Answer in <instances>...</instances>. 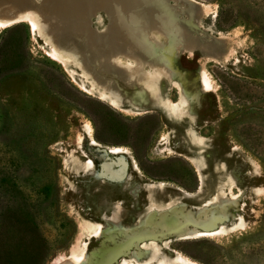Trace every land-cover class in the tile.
I'll return each instance as SVG.
<instances>
[{"label": "rangeland", "instance_id": "374dc122", "mask_svg": "<svg viewBox=\"0 0 264 264\" xmlns=\"http://www.w3.org/2000/svg\"><path fill=\"white\" fill-rule=\"evenodd\" d=\"M36 1L84 35L110 23L108 0ZM195 1L210 8L200 31L231 53L221 62L175 49L174 78L145 79L162 92L153 107L142 85L123 84L114 104L92 71L43 37L34 13L0 26V264H264V0ZM223 196L233 205L209 208L220 216L211 228L199 209ZM175 203L182 212L160 213ZM147 213L153 229L113 223L137 225ZM190 228L205 235L182 239ZM137 232L152 238L116 255ZM150 241L159 247L147 251Z\"/></svg>", "mask_w": 264, "mask_h": 264}, {"label": "bare ground", "instance_id": "6f19581e", "mask_svg": "<svg viewBox=\"0 0 264 264\" xmlns=\"http://www.w3.org/2000/svg\"><path fill=\"white\" fill-rule=\"evenodd\" d=\"M107 2L110 23L100 34H81L75 29L78 25L74 18L56 12L51 3L46 1L38 3L36 0H0V26L14 25L26 20L28 16L24 13L37 15L41 20L40 30L43 37L55 46L56 51L72 56L87 76L92 71L104 90L103 93L111 94L116 100L114 104L118 101L121 103L118 95L122 92L123 84L133 88L142 85L145 88V91L141 90V93H145L150 99L145 107H153V104L162 102L163 96L160 89L155 90V86L150 81L145 82V79L149 76L173 79L176 72L173 67L175 49L186 46L189 51L199 50L204 57L221 62L225 61L231 53L225 40L211 37L205 31H200L203 17L210 12L207 4L195 0H108ZM30 23L35 25V19L31 18ZM120 56L132 59L135 65L130 67L121 64L118 60ZM71 64L74 63L71 62ZM198 73L202 87L205 90H211L212 80L204 64L200 65ZM184 102L183 100V104ZM230 205H233L230 198L218 197L215 201L200 207L199 215L204 216L210 223L209 227L212 228L220 221V216L209 215V208H221L224 212H228ZM183 207L185 204L175 203L159 211L162 213L164 209H169L173 212H182ZM113 223L117 229L126 232L134 231L138 227L153 229L157 226L154 214L150 213L145 214L140 223L130 227H124L117 217L113 219ZM84 228L94 230V226L90 224L84 225ZM204 235L198 229L190 228L182 234L181 238L189 240L201 238ZM144 238H152V235L135 233L124 244L116 247L115 254H119L135 240ZM145 246L147 251H153L158 245L150 241ZM141 256L142 253L135 252V258L139 259ZM174 258L171 257V259ZM173 264L198 263L180 256Z\"/></svg>", "mask_w": 264, "mask_h": 264}, {"label": "water", "instance_id": "95a60500", "mask_svg": "<svg viewBox=\"0 0 264 264\" xmlns=\"http://www.w3.org/2000/svg\"><path fill=\"white\" fill-rule=\"evenodd\" d=\"M187 141V140H186ZM190 151L192 152V153H194V154H198V153H200L199 152V150H197V149H195V148H190ZM205 152H206V150H205ZM205 152H202V153H205ZM70 252V251H69ZM56 260V258L52 261L53 263H54V261Z\"/></svg>", "mask_w": 264, "mask_h": 264}, {"label": "trees", "instance_id": "16d2710c", "mask_svg": "<svg viewBox=\"0 0 264 264\" xmlns=\"http://www.w3.org/2000/svg\"><path fill=\"white\" fill-rule=\"evenodd\" d=\"M19 225H20V226H18V225H17V226H18V227H22V228L24 229V224H23V223H19ZM14 226H15V225H14Z\"/></svg>", "mask_w": 264, "mask_h": 264}]
</instances>
